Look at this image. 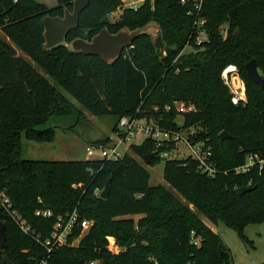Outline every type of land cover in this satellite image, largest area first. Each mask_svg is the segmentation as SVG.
Masks as SVG:
<instances>
[{"label": "trees", "instance_id": "1", "mask_svg": "<svg viewBox=\"0 0 264 264\" xmlns=\"http://www.w3.org/2000/svg\"><path fill=\"white\" fill-rule=\"evenodd\" d=\"M73 1L54 0L48 7L37 0H0V193L10 206L7 210L0 201L5 226L0 264H234L201 217L222 222L243 243L249 242L244 228L264 220V163L261 169L255 165L247 173L234 172L248 155L264 160V89L244 68L255 59L258 71L264 69V0H202L200 28L206 37L199 45L194 17L187 15L191 7L180 0H144L136 10L124 8L113 21L107 16L120 0H89L64 43L44 50L41 19L61 17ZM151 22L159 27L156 40L138 37L112 64L70 49L72 41H90L103 29L115 34ZM227 65L237 67L247 91L253 87L247 102L232 103L221 80ZM61 90L89 115L112 118L116 135L118 120L134 116L152 117L160 130L171 133L204 129L195 140L211 146L210 161L218 173L209 177L190 157L161 159L171 145L156 149L150 139L129 147L141 162L128 154L118 161L23 159L22 137L50 143L54 129L40 127L51 118L83 116ZM174 102L192 104L196 111L183 116L163 112ZM221 132L229 138L220 141ZM109 143L106 137L92 146ZM151 153L156 154L148 165L164 160L168 188L149 185L142 158ZM108 179L109 195L101 199ZM241 187L253 189L236 194ZM36 211L51 215L36 216ZM71 212L90 221L89 228L82 232L75 226L68 244L47 254L43 241L57 219ZM11 213L25 222L27 233ZM191 232L199 238L196 246ZM76 238L78 245H72ZM108 238L116 241L114 254Z\"/></svg>", "mask_w": 264, "mask_h": 264}, {"label": "built area", "instance_id": "2", "mask_svg": "<svg viewBox=\"0 0 264 264\" xmlns=\"http://www.w3.org/2000/svg\"><path fill=\"white\" fill-rule=\"evenodd\" d=\"M120 1L121 6L108 14L107 17L110 21L114 20L115 15H120L124 8L136 10L140 5L144 3V0ZM180 2L185 6L190 5L191 7L187 10V15L194 17V24L198 30L196 42L197 45H199L200 42L204 41L206 37L204 31L200 28L205 22L204 19H201L199 17L202 0H180ZM221 80L232 95L231 101L234 105L244 100V91H241V79L235 65H227L223 69V71L221 72ZM152 110L157 111L158 109L156 107H153ZM162 110L163 112H170L174 110V112H176L179 116L188 115L196 111L194 105L178 102H174L171 105H165ZM159 119H161V117H159ZM176 123L178 127L182 126V123L179 124L177 121ZM117 127L119 129V133L117 135L116 142H113L110 139V143L105 146L86 147V155L88 157H93L96 155L97 159L99 160L118 161L125 155L120 152V147L125 144L131 143V141L137 137L143 140L150 139L154 141L156 149L162 146H172L178 143H183L186 148L189 149V155L187 157H190L193 160L197 161L199 170L201 172L207 174L209 177H212L216 173H218V171L210 161L212 155L211 146L202 141L195 140V137L197 135H195L194 132H190V128L185 130H178L173 133L166 132L160 130L157 122L152 117L141 118L138 116L120 118L118 120ZM184 131L187 132L184 133ZM169 153V151H163L159 154V157L161 159H171L172 157L169 156ZM263 163L264 160L260 159L258 155H248L246 157L244 165L234 169V172L236 174H244L249 172L255 165H257L258 168L261 169ZM0 201L2 206L7 210L10 208L9 200L4 195V193H0ZM35 215L47 217L50 216L51 213L49 211H36ZM11 217L23 232H28V228L25 226V222L18 216L17 213H11ZM75 226L80 227L81 231L83 232L89 228L90 223L87 220H79L76 212H71L66 214L64 217H59L52 227V231L49 237L46 238L42 244L47 254H50L54 249L68 244L67 238L72 233ZM191 237L193 245L196 246L198 244V241H196L194 238V232H191ZM73 244L74 241L72 242V245ZM39 264H45V261H41V263ZM87 264H100V262L95 260L90 261Z\"/></svg>", "mask_w": 264, "mask_h": 264}, {"label": "rangeland", "instance_id": "3", "mask_svg": "<svg viewBox=\"0 0 264 264\" xmlns=\"http://www.w3.org/2000/svg\"><path fill=\"white\" fill-rule=\"evenodd\" d=\"M135 1V0H133ZM39 3H43L48 7L55 5L54 0H37ZM119 16L115 15L114 20ZM0 36L3 35L0 32ZM9 41V40H8ZM187 50V49H186ZM18 55L25 58L18 50ZM26 59V58H25ZM259 73L264 76V69H259ZM241 79V78H240ZM241 91H244V100L253 97V92L245 86L241 80ZM61 92L77 107L80 109L83 116L81 118H51L47 124L40 127L54 128L56 131V140L53 143H36L28 141L22 137L21 139V157L25 160H46V161H70V160H87L97 159V156L88 157L86 155V147L92 146V142L98 139H104L109 137L113 142L117 141V135L112 132L113 120L110 117H96L91 116L87 112L81 109L80 105L67 93L61 90ZM251 111V109H250ZM251 113V112H250ZM179 124L182 123L180 117L176 118ZM71 127V128H69ZM187 131H184V133ZM190 132H194L195 135L202 136L204 129L199 127L190 128ZM143 139L135 138L129 144H125L120 147V152L128 154L138 162H141L136 156H134L130 150V145H138ZM169 156L171 159H183L189 155V149L183 143L172 145L169 148ZM218 151H216V155ZM163 164L164 160H159L155 165H145V169L149 175L150 186H163L168 188L167 183L163 179ZM191 207V206H190ZM201 217V216H200ZM132 219L136 221L138 217L133 216ZM202 221L209 226V228L219 237L221 242L229 249L232 261L234 264H264V220L247 225L243 230V235L249 241L243 243L237 236L236 232L226 227L222 222L218 221L213 224L201 217ZM91 224V222L89 221ZM109 249L111 253H115L116 241L113 238H108ZM199 241V238H195ZM80 238H76L74 245H78Z\"/></svg>", "mask_w": 264, "mask_h": 264}, {"label": "water", "instance_id": "4", "mask_svg": "<svg viewBox=\"0 0 264 264\" xmlns=\"http://www.w3.org/2000/svg\"><path fill=\"white\" fill-rule=\"evenodd\" d=\"M89 0H74L71 11L64 8L61 17L44 16L41 19L43 27L44 50H49L53 47L64 43L65 36L68 31L75 29L79 23V16L82 11L88 6ZM159 27L157 24L151 22L144 27L137 28L133 31L121 29L115 34H110L106 29L101 30L97 35L91 38L90 41L76 39L70 43V49L73 52H80L86 56H98L105 63L112 64L119 59L122 50L128 47L135 39L142 35H148L153 41L156 40ZM245 72L247 76L258 85L262 90L264 89V76L260 75L255 59H250L245 64ZM220 141L229 138L225 132L218 135ZM155 157V153L143 156L142 161L145 165ZM253 188L241 187L236 190V194L241 195L245 192L251 191ZM110 192V179L107 180L99 197L106 199ZM5 226L0 221V250L4 249L5 244Z\"/></svg>", "mask_w": 264, "mask_h": 264}, {"label": "crops", "instance_id": "5", "mask_svg": "<svg viewBox=\"0 0 264 264\" xmlns=\"http://www.w3.org/2000/svg\"><path fill=\"white\" fill-rule=\"evenodd\" d=\"M54 129V128H53ZM54 132H55V136H54V139H53V141L52 142H50V143H53L55 140H56V131H55V129H54ZM24 138V137H23ZM22 139V138H21ZM25 139V138H24ZM99 140V139H98ZM29 141V140H28ZM96 141V140H95ZM94 141V142H95ZM32 142H34V141H32ZM37 143V142H36ZM42 144V143H41ZM49 144V143H48ZM207 225V224H206ZM208 226V225H207ZM209 227V226H208Z\"/></svg>", "mask_w": 264, "mask_h": 264}]
</instances>
